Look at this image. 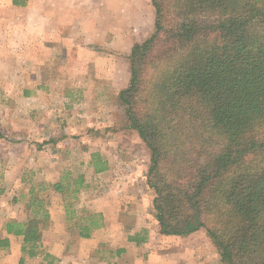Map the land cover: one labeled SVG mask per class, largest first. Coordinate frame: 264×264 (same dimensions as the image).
<instances>
[{"label":"trees","instance_id":"obj_1","mask_svg":"<svg viewBox=\"0 0 264 264\" xmlns=\"http://www.w3.org/2000/svg\"><path fill=\"white\" fill-rule=\"evenodd\" d=\"M175 1L183 0H152L155 29L132 46L130 80L117 95L122 127L151 149L146 180L161 233L205 228L223 264H264V0H199L184 22L173 18ZM174 133L173 163L163 169L158 139ZM92 164L97 173L108 169L99 152ZM54 185L80 236L104 225L103 214L75 208L89 187L84 174L69 172ZM35 211L4 225L8 235L23 237L19 264L43 252L50 216L44 212L41 223ZM145 233L129 238L140 243ZM10 246V237L0 236V251ZM44 259L53 264L55 257Z\"/></svg>","mask_w":264,"mask_h":264},{"label":"rangeland","instance_id":"obj_2","mask_svg":"<svg viewBox=\"0 0 264 264\" xmlns=\"http://www.w3.org/2000/svg\"><path fill=\"white\" fill-rule=\"evenodd\" d=\"M198 1L172 2L173 18L176 17L178 22H184L193 17L190 8ZM108 5L114 12L113 15L107 12L109 22L113 25L110 36L113 45L115 40L117 42L127 40L130 43L133 35L131 29L127 27L126 19L133 13L136 4L122 2L120 10L117 6L120 4L117 2L112 1ZM152 7L154 8L153 5ZM121 25L125 29H122ZM118 26L123 32L121 35L118 29H115ZM149 27L151 30L154 22L151 21ZM129 47L122 44L119 51L107 49L102 55L105 57L98 60L100 65L102 59L117 60L119 80L125 79L126 59L130 64L129 58L124 55L128 53ZM34 56L39 57L40 52L37 54L34 52ZM36 61L35 59L34 64ZM47 62L49 63L46 67H39L40 69L37 66L33 67L34 73L37 74L34 77L38 82H42L41 84L47 85L44 89L46 93H54V95L33 102L0 99L2 134L0 189L4 188L0 194V236H9L4 225L10 218L24 221L31 215L37 214L35 210H40L37 217L43 223L42 214L48 212L49 224L42 229L43 252L34 257L25 254V264H48V259L47 261L44 259V253H50L55 257L53 264H98L100 261L97 259L98 256H106L109 259L115 257L113 256L115 252H110L111 249L108 247L110 246L108 236L120 237L126 234L129 228H140L139 225L146 226L143 228H147V233L143 236L147 238L163 235L159 231L153 208L154 191L146 180L151 149L136 131L122 127L125 116L121 102L117 98L116 86L112 87V83L100 81L98 89L94 92V100L88 103L87 100H82V88L78 91L77 87H70L68 78L71 77L67 74L70 68H66L58 59ZM48 64H50L49 68ZM103 68L98 67V73L104 74ZM21 69L24 70L20 67L19 70ZM99 80L101 79L98 78ZM1 84L6 85V82ZM1 84L0 90H3ZM22 85L23 83H20L15 87L19 86L17 90H20ZM73 85L74 83L71 84ZM39 86L33 83V90L40 89ZM68 92L74 93L75 97L66 96L65 93ZM38 101L42 106L40 110L35 107ZM38 127H45V130ZM176 137L177 134L174 133L160 136L158 139L165 151L163 169H167L173 163L172 144ZM22 140L26 143H22ZM94 152H99L108 161L106 171L95 172L92 164ZM69 172L75 176L84 174L89 183V187L82 189L78 194L79 200L75 203L79 214L82 213L80 211L82 208L98 215L103 213L97 208L118 206L117 209L112 210V213L115 217L124 212V220L117 221L124 224L112 222L106 229L102 228L104 225L98 227L91 235L95 238L80 236L78 226L73 225L74 220H68L63 196L54 185ZM33 200L35 203L32 202ZM71 201L74 202V199L72 198ZM120 207L123 210H120ZM198 230L190 239V245L195 244L196 248L208 247L210 263L223 264L216 243L210 236L207 237L204 228ZM11 240L10 248L1 250L0 264H19L24 254L21 249L23 237L11 235ZM196 248L194 247L195 252H197ZM7 251L10 253L8 254Z\"/></svg>","mask_w":264,"mask_h":264},{"label":"crops","instance_id":"obj_3","mask_svg":"<svg viewBox=\"0 0 264 264\" xmlns=\"http://www.w3.org/2000/svg\"><path fill=\"white\" fill-rule=\"evenodd\" d=\"M112 1L120 4L117 5L118 10L121 9L122 2L136 4L133 13L126 19L127 27L131 29L133 35L130 43L127 40L124 42L115 40L113 45L110 37L113 25L109 22L107 14V12L111 14L113 12L108 5ZM151 3L152 0H0V84L6 82V85L1 84L3 90H0V99L32 100L33 102L44 99L48 95H54L44 91L47 85L37 81L34 77L37 74L33 69L34 66L38 69L46 67L49 63L47 61L52 59L61 60L66 68H70L67 71L71 77L68 78V82L70 87H77L78 91L82 88V100H87L88 103L94 100V92L98 89L100 81L110 82L112 87L116 86L118 95L130 80L131 70L128 59L125 63L124 80L118 79L117 60L102 59V65L98 60L105 57L102 56L107 52L105 50L119 51L122 44L130 46L128 53L124 54L129 58L132 46L136 42L144 41L153 33L155 8ZM98 13H100L99 16ZM151 21L154 22V27L149 30ZM121 28L125 29L122 25ZM115 29H118L120 35L123 33L119 26ZM34 52L36 54L40 52V56H34ZM35 59L36 63H40L39 65L34 64ZM100 66L104 67L102 69L104 74L98 73ZM20 67L24 70H19ZM49 67L50 64H48ZM80 68L84 70H79ZM44 73H46L45 70ZM98 78L101 80L98 81ZM20 83L23 85L20 86V90H17L19 86H15ZM33 83L40 85V89L33 90ZM72 83H74L73 86H71ZM71 91L73 92L72 88ZM65 95L75 97V94L70 92ZM35 107L38 110L41 109L39 101ZM29 129L33 130V128ZM38 129L45 130V127H38ZM117 208L118 206L97 208L104 216L102 228L106 229L112 222L124 220V212L114 217L112 210ZM120 210H123L122 207ZM139 226L140 228H129V231L120 237L108 236L110 238L108 247L111 249L110 252H115L113 255L115 257L109 259L106 256H98L97 259L100 260L98 264H211L208 247L196 248L195 244L189 243L197 231L185 235L162 233L163 235L157 237L158 240L155 236H149L138 243L130 240L129 237L140 230L147 229L143 228L146 227L145 225ZM119 230L122 229L119 228ZM206 235L209 236L207 232ZM8 237L11 240V235ZM92 237L95 238V236ZM7 253L10 252L7 251Z\"/></svg>","mask_w":264,"mask_h":264}]
</instances>
